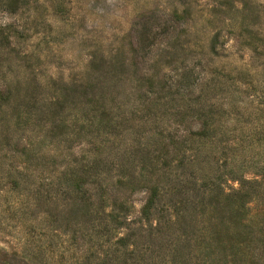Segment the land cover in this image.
<instances>
[{"label":"rangeland","instance_id":"1","mask_svg":"<svg viewBox=\"0 0 264 264\" xmlns=\"http://www.w3.org/2000/svg\"><path fill=\"white\" fill-rule=\"evenodd\" d=\"M0 264H264V0H0Z\"/></svg>","mask_w":264,"mask_h":264}]
</instances>
